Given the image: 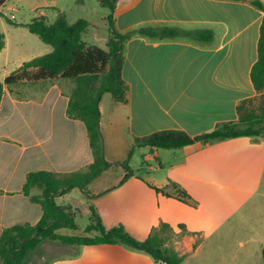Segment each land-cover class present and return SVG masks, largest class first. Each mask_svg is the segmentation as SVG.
Returning a JSON list of instances; mask_svg holds the SVG:
<instances>
[{
	"label": "crops",
	"instance_id": "1",
	"mask_svg": "<svg viewBox=\"0 0 264 264\" xmlns=\"http://www.w3.org/2000/svg\"><path fill=\"white\" fill-rule=\"evenodd\" d=\"M10 1L14 2L12 19L3 11L9 1L0 9V16L7 20L0 26L5 36L1 82L23 63L53 51L26 28L36 19L43 18L48 24L61 16L70 24L85 20L89 27L83 41L96 46L103 39L99 26L88 16L94 10L90 0ZM254 1L264 6V0H115L112 22L120 35L170 28L207 30L214 38L203 43L185 37L153 39L135 34L123 43L125 102L118 103L109 94L100 102V130L105 158L111 165L82 191L81 199L74 198L79 201L75 206L69 198L76 189L56 197L58 206L70 208L75 222L78 215L87 214L86 229L94 210L105 230L122 226L138 241L165 223L173 229L168 245L183 258L182 264H241L240 255L248 253L246 244L258 243L264 249L257 230L251 231L245 243L239 241L247 231L244 211L264 203V139L196 143L177 150L159 149L154 154L141 147L129 158L137 139L168 131L190 137L209 133L218 124L237 121L240 104L256 98L251 71L258 60L264 13ZM25 31L33 36L29 45L34 51L23 58L25 43L19 36L24 37ZM110 37L109 31L104 41ZM74 88V81L64 79L4 87L0 104V237L6 228L34 226L42 219L41 206L22 193L29 173L86 172L94 162L84 123L67 116ZM136 155L139 164H133ZM125 163L133 176L107 185L104 180L112 176L113 169L124 170ZM173 184L186 191L192 203L178 200ZM154 188L164 189L170 196ZM41 194L37 187L31 191L32 196ZM65 199L68 202L62 204ZM76 224L78 234L72 236L99 235L85 233ZM65 230L58 234L69 236L61 233ZM56 244L41 243L24 264H35L41 253L43 264H156L150 255L122 244Z\"/></svg>",
	"mask_w": 264,
	"mask_h": 264
},
{
	"label": "trees",
	"instance_id": "2",
	"mask_svg": "<svg viewBox=\"0 0 264 264\" xmlns=\"http://www.w3.org/2000/svg\"><path fill=\"white\" fill-rule=\"evenodd\" d=\"M8 1L10 0H0V9ZM253 5L264 13V6L260 2L254 1ZM113 10L114 4L110 8L108 17L111 37L107 40L105 49L88 46L83 41V36L89 27V23L85 20L70 24L64 16H61L52 24L40 18L26 25L31 34L50 45L53 51L23 63L4 82L0 81V104L5 86L35 84L58 79L74 81L75 88L69 98L67 116L84 123L94 157L93 164L86 172L59 175L39 171L27 175L22 193L41 206L43 216L34 226L16 225L3 230L0 237V264H24L27 257L45 241L57 242L64 246L122 244L150 255L156 264L183 262V258L168 245L173 229L165 223L154 229L147 239L138 241L122 226L105 230L99 216L92 210V222L85 229V233L98 232V236L69 237L58 234L61 229L77 230L78 226L70 208L58 206L56 197L66 195L74 189L86 192L88 186L111 165L105 158L100 130V102L107 94L118 103L125 102L126 86L121 75L123 43L135 34L153 39L185 37L203 43L210 42L214 38L213 33L207 30L183 31L170 28H148L128 35H120L113 28ZM4 47L5 36L0 31V53ZM251 79L257 96L240 104L237 121L218 124L213 131L197 137H190L179 131H168L156 133L145 139H137L129 158L132 157L135 148L141 147H148L150 153L154 154L159 149L177 150L196 143L207 145L237 138L264 139V18L260 28L258 60L252 68ZM250 102H257V108L245 109ZM122 166L128 170V173L121 183L133 176L127 163ZM36 187L42 189L40 196L31 195L32 189ZM171 187L176 190L178 200L192 203L186 191L176 184ZM154 190L170 196L164 189L154 188ZM262 257L264 260V249Z\"/></svg>",
	"mask_w": 264,
	"mask_h": 264
},
{
	"label": "rangeland",
	"instance_id": "3",
	"mask_svg": "<svg viewBox=\"0 0 264 264\" xmlns=\"http://www.w3.org/2000/svg\"><path fill=\"white\" fill-rule=\"evenodd\" d=\"M92 5L94 6V10L91 12L90 15H88L90 17V19H92V24H94L95 26H99L98 27V34L103 38L100 41H97L95 43L96 47L100 46L101 48L105 49V45L106 42L104 40L107 39L108 37V32L110 31L109 27H110V22L108 20V17L110 15V8L111 6L114 4V0H90ZM97 3H99V5H97ZM14 6V2L13 1H9L8 4L3 7V11H5L8 16H11V19L13 18V13L10 10V7ZM16 17H21V15H16ZM5 20L3 17L0 16V26L1 23H5ZM89 23V22H88ZM7 25V24H6ZM107 29H109V31H107ZM88 31V30H87ZM93 31V30H91ZM24 37L19 36L20 39L24 40V50H23V54L22 57L26 58L29 56V54H31L34 50L33 48L29 45V42L32 41L31 39H33V36H31V34L28 31L24 32ZM89 37L90 35L87 37L86 41L89 42ZM36 39V38H34ZM38 41V40H36ZM27 49V50H26ZM26 51V52H25ZM258 103L255 102H250L247 104L246 108L247 110H254L257 108ZM140 161V156L136 155L135 159L133 160V164L134 163H138L139 164ZM124 168V167H123ZM128 173V170H121L119 168H115L113 169L111 175L109 178H107L108 180H104L106 182V184H110L113 181H115L116 179H120L121 177L123 178L126 174ZM143 174H146V172H142ZM103 183V182H102ZM82 191L79 189H76L75 193L72 195V197L69 198L70 204L75 206L76 204H78L79 201H75V199H81ZM73 198V199H72ZM62 204L63 203H67L68 200L65 199L64 201H60ZM222 202L225 203V198L222 199ZM252 210L250 211L249 209H247L246 211H244V213H246V220L243 222V225L245 226L246 230V234L243 233V235L239 238V241L242 242H246L247 240V236L251 235V231L257 230L259 232V236L262 240V242L264 243V203H260L257 205H253L252 206ZM76 222L79 224L80 229L82 230L83 228L85 229V227L88 224V218H87V214H81L78 215L76 217ZM63 235H77L78 232L74 231V230H65L61 232ZM59 245V244H56ZM259 244H246L245 248L248 249V253L246 254L245 252H243L242 255H240V262L241 264H264V260L262 257V250L260 249L261 247L258 246ZM44 253H41L40 258H36L34 260L35 264H43L44 263V257H43ZM49 258H54V255H51Z\"/></svg>",
	"mask_w": 264,
	"mask_h": 264
}]
</instances>
